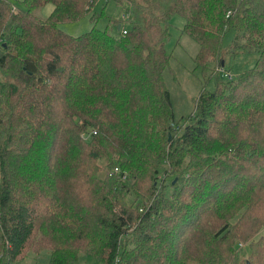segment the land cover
Here are the masks:
<instances>
[{"label": "trees", "instance_id": "16d2710c", "mask_svg": "<svg viewBox=\"0 0 264 264\" xmlns=\"http://www.w3.org/2000/svg\"><path fill=\"white\" fill-rule=\"evenodd\" d=\"M113 1L123 34L112 20L72 36L58 23L94 0H0V264L28 249L46 264H264V0ZM173 15L208 78L223 54L255 56L176 121Z\"/></svg>", "mask_w": 264, "mask_h": 264}, {"label": "rangeland", "instance_id": "374dc122", "mask_svg": "<svg viewBox=\"0 0 264 264\" xmlns=\"http://www.w3.org/2000/svg\"><path fill=\"white\" fill-rule=\"evenodd\" d=\"M17 3L21 0H10ZM126 2H115L113 0H94L87 14L75 21H64L58 23V28L63 32L76 36L88 31L92 26L98 29L110 27V32L116 31V27L112 20L119 21L123 28L127 27V23L121 20V15L126 11ZM52 9L50 3H45L36 8L33 13L39 16H47ZM97 15L95 19L90 20L91 16ZM183 19L178 15H173L168 21L169 38L163 44L164 51L170 54L168 66L164 68L162 79L166 89L169 92L172 116L174 121L179 118L190 115L193 111V102L199 91L204 87L206 90L213 88L215 78L224 79L225 73L229 74L231 79L234 75L250 67L254 61V54H237L230 61L227 60L218 67V63L214 66L216 69L215 76L208 78L209 72L202 71L194 62V55L197 50V44L185 33L181 32ZM233 36L232 30L224 32L221 37L220 47L223 53ZM220 62V63H221ZM170 68V71L168 69ZM213 70V71H214ZM214 73V72H212ZM211 73V74H212ZM1 78V76H0ZM187 120L178 121L174 126H180ZM242 247V244H238ZM47 253L45 249L33 251L28 249L25 254L11 264H46ZM72 264H99L93 257L85 254H79Z\"/></svg>", "mask_w": 264, "mask_h": 264}, {"label": "built area", "instance_id": "2783aa9c", "mask_svg": "<svg viewBox=\"0 0 264 264\" xmlns=\"http://www.w3.org/2000/svg\"><path fill=\"white\" fill-rule=\"evenodd\" d=\"M12 10H13V9H12ZM228 13H229V11L226 13V16H227ZM128 17H129V14H128L127 12H124V13H122V15H121V20H122V21H126V20L128 19ZM124 32H125V28L121 27V28H120V33L123 34ZM224 76H225L226 78H229V74H228V73H225ZM114 169H115V168H114ZM238 244H239V243H238Z\"/></svg>", "mask_w": 264, "mask_h": 264}, {"label": "water", "instance_id": "95a60500", "mask_svg": "<svg viewBox=\"0 0 264 264\" xmlns=\"http://www.w3.org/2000/svg\"><path fill=\"white\" fill-rule=\"evenodd\" d=\"M117 29H118V25H117ZM221 64H222V62H221Z\"/></svg>", "mask_w": 264, "mask_h": 264}]
</instances>
